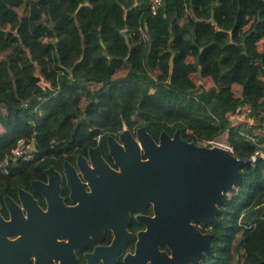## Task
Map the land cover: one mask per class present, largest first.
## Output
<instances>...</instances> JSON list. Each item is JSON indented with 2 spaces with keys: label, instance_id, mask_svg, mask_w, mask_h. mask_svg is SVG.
<instances>
[{
  "label": "trees",
  "instance_id": "trees-1",
  "mask_svg": "<svg viewBox=\"0 0 264 264\" xmlns=\"http://www.w3.org/2000/svg\"><path fill=\"white\" fill-rule=\"evenodd\" d=\"M138 2L0 0V163L20 138L41 158L125 125L223 136L247 160L252 140L264 146V0H164L157 13ZM189 55L208 88L184 70ZM243 106L252 123L230 118ZM242 172L198 264H264V160ZM14 181L0 174V198Z\"/></svg>",
  "mask_w": 264,
  "mask_h": 264
},
{
  "label": "water",
  "instance_id": "water-1",
  "mask_svg": "<svg viewBox=\"0 0 264 264\" xmlns=\"http://www.w3.org/2000/svg\"><path fill=\"white\" fill-rule=\"evenodd\" d=\"M211 20L214 22V18ZM108 139L111 155L121 166L122 174L108 165L99 147L90 148L94 168L88 167L83 156H79L84 175L93 186L94 223L88 220L89 224L63 226L54 219V211L75 212L78 207H66L55 194L50 197L49 213H42L32 197V201L24 197L31 218L26 221L21 213L14 214V200L7 195L13 217L6 222L0 216V232L13 235L14 226L19 225L24 236L17 240L0 236V264H27L34 252L39 255L38 264L41 260L42 264H52L45 251L51 249L49 244H56L60 249L62 264H73L69 249L59 246L56 236L63 233L74 244L81 240L84 243L90 234L101 237L105 227L114 229V241L109 246L96 247L90 258L105 257L104 264H115L124 244L133 237L127 229L130 210L141 209L150 202L155 205L156 216H140L148 227L139 232L135 253L125 256L126 264H191L212 254L214 234L203 233L196 223L209 224L218 219L227 193L240 185L242 169L249 160L237 157L227 148L189 141L182 136L181 129L173 135L165 130L156 141L143 125L135 133L125 129L119 141L114 136ZM37 149L35 142L34 150ZM47 172L51 179L57 177L53 167ZM66 172L71 178L70 171ZM74 190L81 194L84 184L75 181ZM83 213L91 215L92 210L87 207ZM23 223L34 227L28 228ZM28 237L34 241L29 243ZM165 244L173 256L160 249Z\"/></svg>",
  "mask_w": 264,
  "mask_h": 264
},
{
  "label": "flooded vegetation",
  "instance_id": "flooded-vegetation-1",
  "mask_svg": "<svg viewBox=\"0 0 264 264\" xmlns=\"http://www.w3.org/2000/svg\"><path fill=\"white\" fill-rule=\"evenodd\" d=\"M138 127L140 126L129 127L128 125H125L117 132L105 131L102 134L85 141L83 144H74L72 147L64 149L58 155L46 154L43 157L39 158V161L35 165H27L26 167H22L21 169L14 170L13 175H10L15 179L14 191L6 192L3 198H0V216L6 222L12 220V211L10 210V207L6 202L7 195L14 200V207L16 206V210H14L16 212L14 214L21 213L23 218L26 221H29L31 219L30 210L23 198H28L30 201H32L33 198L36 202L37 207L42 213H49L52 210V207H50V197L55 194L56 196H58L62 204H64L66 207H78V210H75V212L54 208L56 209L54 211L55 220L60 221L66 228L75 227L79 223L89 224L87 222L88 220H91L93 224L95 220V205L92 196L93 186L90 183L89 179H87L84 175V170L79 163V156H83V158L85 159V164L88 167L94 168L95 165L90 156V148L99 147L101 151L100 153L104 157L108 165L118 173L122 174L123 170L121 166L116 164L115 159L111 155L108 138L109 136H114V138L118 140L120 139L121 132H123L125 129H130L135 133ZM147 130L156 141H159L161 133L163 131L160 134L156 135V132L154 130ZM120 144L123 145V143ZM100 153L98 152L99 156ZM66 162H68V166H66ZM52 167L54 168V174L57 176L55 177V179H51V176L47 172V170ZM66 170L70 171L71 178L68 177ZM29 172H37V175L28 177L27 174ZM100 179L104 181L101 177ZM75 181L84 184V192L82 191L81 194H78V192L74 190ZM21 190H23V195L21 194ZM154 206V203L150 202L141 209L137 208L136 210H130L127 229L130 233L133 234V237L126 241L121 250V253H119L117 256L115 264H120L121 262L126 264L125 256L128 253H135L137 241L139 239L138 234L140 231L147 230L148 227L146 222L140 219V216L155 217L156 211ZM87 207L91 208V215H89L88 213H83L87 209ZM211 224L212 223H196L198 228L203 233L211 232ZM25 225H28V228L34 227V225L23 223V226ZM20 227L21 226L19 225L14 226V230H16V232H14L13 235L0 232V236L7 237L11 240H17L18 238L24 236V233L19 231ZM114 238V229L111 227H105L104 233L101 237L94 238L93 235L90 234V236L84 243V240L77 242L80 245H78L77 243H72L74 241H72L68 235H64L63 233H59V235L56 236V242L60 244L59 246L67 247L69 249L70 254H72L71 259L73 261V264H104L105 257H92L94 259L92 260V258H90L91 254H94L96 247L98 246L111 245L114 241ZM32 241L34 240L31 237H28V242L32 243ZM48 246H50L51 249L45 251L52 264H62L63 259L61 255H59L61 253L60 249L56 246V244H49ZM160 249L163 251H167L170 256H173L172 250L166 244L161 245ZM38 258V253H31L30 257L28 258L29 260L27 264H38ZM202 260H200L198 263H200ZM198 263H194V261H191V264ZM40 264H42V260L40 261Z\"/></svg>",
  "mask_w": 264,
  "mask_h": 264
},
{
  "label": "built area",
  "instance_id": "built-area-1",
  "mask_svg": "<svg viewBox=\"0 0 264 264\" xmlns=\"http://www.w3.org/2000/svg\"><path fill=\"white\" fill-rule=\"evenodd\" d=\"M163 3L164 0H150L152 12L157 13ZM248 121L252 123L254 120L249 119ZM0 128H2L1 122ZM34 143L35 140L31 141L27 140L26 138L18 139L15 148L1 161L0 174L2 176H10L13 175L14 170L21 169L27 165H35L39 161V158L37 156V150H34ZM199 145L208 147H223L233 151V148L228 143H221L219 138L200 139ZM252 145L256 147V150L249 160L253 163L257 162L258 159L264 160V146L258 144L255 139L252 140ZM231 196L232 192L230 191L227 193V198H231Z\"/></svg>",
  "mask_w": 264,
  "mask_h": 264
},
{
  "label": "crops",
  "instance_id": "crops-1",
  "mask_svg": "<svg viewBox=\"0 0 264 264\" xmlns=\"http://www.w3.org/2000/svg\"><path fill=\"white\" fill-rule=\"evenodd\" d=\"M135 4L138 5L139 2L138 0H135ZM28 14V13H27ZM184 64V63H183ZM182 64V66H183ZM186 64L187 66H183L184 70L190 74V76L192 77L193 80H195L198 84H203L204 86H206L207 88L209 86H211L213 84V81L211 78L209 77H202L201 73H200V65L198 64L195 56L193 55H189L186 59ZM129 65H127L126 63L122 64L121 67H119L116 72L114 73V75L112 76V78H119V77H124L128 74L129 72ZM157 72H160V68L158 67ZM39 84H41L43 88H45L46 86L49 85L48 82H45L44 80H42ZM98 86L97 84H92V87H96Z\"/></svg>",
  "mask_w": 264,
  "mask_h": 264
},
{
  "label": "rangeland",
  "instance_id": "rangeland-1",
  "mask_svg": "<svg viewBox=\"0 0 264 264\" xmlns=\"http://www.w3.org/2000/svg\"><path fill=\"white\" fill-rule=\"evenodd\" d=\"M21 12H24L25 14H27L28 12H29V9L27 8V9H25V8H20L19 9ZM40 86H42L41 84H40ZM248 110H249V108H248V106H243L240 110H239V112L237 113V114H233V115H230V118H233V117H235V119H237V120H242V121H244V120H249L246 116H247V114H248ZM260 130L258 129V132H259ZM219 141L221 142V143H225V144H227V140H226V138L225 137H219ZM237 189V187H235V189L233 190V191H235ZM232 191V190H231ZM244 237V233H243V231H241L237 236H236V239H235V241H236V243H238L239 241H240V239L241 238H243Z\"/></svg>",
  "mask_w": 264,
  "mask_h": 264
}]
</instances>
